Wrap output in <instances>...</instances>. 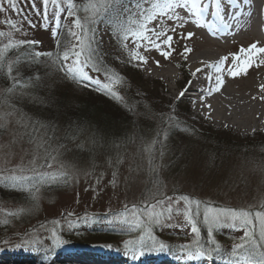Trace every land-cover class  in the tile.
Returning <instances> with one entry per match:
<instances>
[{
  "label": "rangeland",
  "instance_id": "374dc122",
  "mask_svg": "<svg viewBox=\"0 0 264 264\" xmlns=\"http://www.w3.org/2000/svg\"><path fill=\"white\" fill-rule=\"evenodd\" d=\"M150 3L151 0H145L142 5L148 6ZM87 4L88 0L84 7ZM20 6L28 13L35 27H30L25 21L20 31L11 29L4 21L10 18L16 20L19 26L22 18L8 10L0 11V31L11 32L14 40L39 41V44L30 46L31 50L50 52L53 56L36 57L38 62L34 64L35 67L29 64V59L26 60L29 66L35 68L36 76L40 79L43 93L40 86L33 83V87H38V95L34 94L30 84L19 85L25 69L15 66L18 55L13 51L21 53L26 45L10 50L6 56V61L13 62V73L8 76L5 70H0V116L9 112L12 115L7 117V127L0 129V169L22 168L26 170L23 174L34 175V172L27 171L34 168L36 172H66L68 176L58 182L38 184V192L35 189L30 192L0 185V209H3L0 211V252H20L25 248L17 249L14 245L31 239L41 242L38 251L32 253L49 259L66 250H69L64 254L67 259H75L76 253L73 252L79 250H83L84 254L109 251L130 258L131 254L125 252L124 242L137 240L144 234L146 227L124 223L117 217L125 204L142 205L163 199V207L172 205L173 218L163 227L154 226L153 232L171 246L172 257L179 260L184 255L175 252L177 246L189 244L196 238L185 218L187 206L185 201L179 199L181 196L202 202L201 215L198 216L200 222L197 224L203 244L209 240L208 227L203 223L202 216L206 206L264 211V123L256 130L254 127L247 130L235 128L231 121L218 125L214 114L206 115L204 111H198L197 98L184 91L186 87L191 90L194 81L201 79L209 70V67H205L200 72L193 71L189 65L191 57L202 52L211 53L213 58L217 55L220 59L227 56V67L232 62V54L239 53L241 47L247 49L254 43L261 47L258 43L264 40L258 34L233 37L234 40L218 44V39L205 37L200 27L189 23L177 31L185 35L191 31L195 35L190 40L174 35L175 52L170 58L165 59L156 49L145 52L141 48V54L148 56L147 64H142L131 60V53L137 51L132 38L128 41L116 39L106 22H101L96 31L98 47L95 57L101 70L96 71L90 63L85 71L101 83L109 82L110 77H122L114 85V91L121 97L118 99L106 90H98L99 85L81 81L61 71L65 63L71 66L74 58L63 62L55 54L59 51L62 55L65 46L76 43L68 29L77 31L72 23L75 17L67 15L66 0L60 22L68 28L55 27L51 8L49 23L45 27L42 16L31 11L30 3L20 0ZM4 7L7 8L6 0ZM37 7L43 11L40 0H37ZM83 9L82 17L88 15ZM166 23L171 25L173 22ZM153 26L159 28L158 21L150 25ZM54 31L56 36L53 35ZM7 41L8 37H0V44ZM185 45L193 49L187 54L186 60L180 55ZM259 58H264V54H260ZM156 61H159V65ZM168 71H173L178 78H168L164 75ZM223 79L226 92L243 97L264 94L259 89V85L264 84V65L259 68L253 65L247 75L236 77L225 72ZM9 89L12 91L9 92ZM181 91H184L182 97ZM257 97L249 99L250 103L260 104ZM59 98L66 101L63 108L68 110L77 107L85 98L91 102L107 101L109 98L107 102H111V106H108L112 114L105 120L111 121L113 126L123 127L125 136L119 137L118 132L105 126L106 131L102 132L101 126L96 127L100 120L94 112L83 120L70 118L67 123L64 115L59 117V112L51 109ZM125 120L129 122L124 123ZM3 122L0 120V123ZM76 122L82 123V126L76 128ZM207 134L211 136L207 138ZM226 139L234 142L235 146H230ZM46 161L52 163L51 168L45 166ZM33 195L37 197L35 201L32 200ZM177 200L179 203H176ZM192 208L195 211V204ZM21 209L31 211L22 212ZM9 212L18 215L9 216ZM67 213H73L74 216L69 217ZM84 218H88L87 222ZM54 221H60V224ZM70 222L74 227H69ZM248 228L240 222H236L235 226L223 224L214 229L226 231L223 235L227 238L218 237L214 231L213 236L222 252H229L245 238ZM54 229L64 241L61 246H55L52 235ZM108 232L114 234V242L103 238L78 246L74 243L75 238L67 236L72 233L84 234L89 238L94 235L105 237L109 235ZM167 233L175 236L170 237ZM145 252L169 255L167 250ZM227 252L221 255L224 259H227ZM71 253L73 258L70 257ZM148 253L140 258L146 257ZM0 256L3 254L0 253Z\"/></svg>",
  "mask_w": 264,
  "mask_h": 264
},
{
  "label": "snow or ice",
  "instance_id": "6c2138e0",
  "mask_svg": "<svg viewBox=\"0 0 264 264\" xmlns=\"http://www.w3.org/2000/svg\"><path fill=\"white\" fill-rule=\"evenodd\" d=\"M25 3H30L31 11L37 15L42 16L43 24L47 27L49 23V11L51 8L52 16L55 21V27L61 28L60 15L65 12L63 6L65 0H40L43 11L37 7V0H24ZM252 0H243L244 5H250ZM7 8L4 7L5 0H0V11L11 10L14 13L21 16V21L18 22L13 19H7L4 21L11 29L20 31L23 23L26 21L30 27H35L32 21L28 18V13L20 6V0H6ZM68 6L67 15L69 17H75L73 20V27L77 31H73L69 28L68 31L72 37L75 38L76 43L70 47L65 46V50L62 55L58 51L55 56L57 59L63 62H68L70 57L72 59V65L68 66L67 63L61 68V71H66L73 78L81 81H90L96 85H99L98 90H106L116 98H121L118 92L114 91V85L119 83L122 77L115 76L110 77L109 82L101 83L99 79H93L89 76L85 68L91 66L96 71L101 70V66L98 61L95 60L96 50L98 44L96 43V31L97 25L101 22H107L112 26L116 32L122 34L123 41H128L131 37L135 43L137 51L131 53V60L139 61L142 64H147L148 56L141 54L139 49L143 48L145 52L151 49H156L165 58H170L175 52L173 47L174 35L178 38L190 40L195 33L187 32L186 35L183 32H178L177 29H183L189 23L194 24L197 27H205L212 32L220 31L221 29H228L231 25L227 22L225 15L226 7L233 5L238 6V0H227L225 4L224 0H151L148 6L137 4L135 10L132 9H120L121 0H88V4L84 7V12L88 13L87 16L80 17L76 14L77 4L75 0H66ZM183 10V11H180ZM210 17H214L218 23H213ZM233 20L239 21L236 15H233ZM158 21L159 28L153 26L152 23ZM166 21H172L171 25H167ZM171 32L172 34H169ZM53 35L57 33L54 31ZM0 37H8L7 43L0 44V70H5L8 76H12L13 62L6 61L8 52L12 49L18 48L23 45H36L39 41L36 40H14L12 39L11 32L0 31ZM127 47V44L124 45ZM193 49L185 45L183 52L180 53L187 59V54L191 53ZM260 54H264V47H257L254 43L247 49L241 47L239 53L232 54V62L225 67L228 62V57H222L216 64H209L208 67L214 69L217 75L215 76V86H211L213 80L212 76H208L207 79L210 82L206 94L211 96L214 92L221 90L224 84L223 74L227 72L230 76L236 77L240 75H247L248 69L253 67L259 68L264 65V58H259ZM34 57H40L43 55L53 56V53H42L36 51L33 53ZM159 65V61H156ZM107 71V69H105ZM201 69H196V72H200ZM195 76V73H193ZM17 83H19L17 81ZM191 81L189 82V86ZM264 90V85L261 86ZM9 92L12 89L8 90ZM187 91V88L184 90ZM184 91L180 92V96H184ZM204 91V89H201ZM203 98V97H202ZM210 107V105H209ZM12 113H5L0 116V120L4 121L0 123V129L7 127V117ZM42 147V145H38ZM55 159V157H53ZM35 163V161H33ZM46 167L51 168L52 163L47 162ZM26 170L22 168L4 170L0 169V185H5L13 189H26L32 191L35 189L37 192L39 189L36 187L38 184L44 182H58L62 178L67 177L68 173H45L36 172L34 168L27 171L34 172V175L23 174ZM66 183L67 180H64ZM99 182V181H98ZM36 196H32V200L35 201ZM171 200V197H168ZM180 200L185 201L186 210L184 212L185 218L191 225V232L195 234V239L189 244H180L175 250L176 253L184 255L189 260L205 259L212 260L214 255L221 256L222 249L216 242L213 236V229L223 224H232L235 226L236 222H240L249 226L246 232L245 238L234 245V247L227 252L226 264H264V211L251 212L245 209H232V208H217L206 206L202 216L203 223L208 227L209 240L207 244L200 242L201 230L198 227L196 217L201 215L199 200H191L187 196H181ZM179 203V200L176 201ZM165 201L163 199L156 200L155 202H149L147 204L137 205L125 204L123 211L120 213L118 219H121L124 223L134 224L136 226H145L146 231L137 240H128L124 242V249L126 254L130 253L134 259H138L145 254V251H169L173 252L170 245L160 240L154 235V226L163 227V225L172 220L173 207L169 204L167 207H163ZM195 204V211L192 205ZM161 206V207H158ZM35 207V204H33ZM3 211V209H0ZM20 211H31V209H21ZM179 213V209L177 210ZM9 216H16L18 213L9 212ZM67 216H74L73 213H67ZM87 222L88 218H84ZM255 221V223H254ZM7 223V222H6ZM59 225L60 221H54ZM69 227H74L72 222L69 223ZM55 238V246H61L64 241L56 230L52 232ZM5 244L8 241H4ZM41 246L39 240H25L23 243L15 244L14 247L37 249ZM111 248L112 245H107Z\"/></svg>",
  "mask_w": 264,
  "mask_h": 264
},
{
  "label": "bare ground",
  "instance_id": "6f19581e",
  "mask_svg": "<svg viewBox=\"0 0 264 264\" xmlns=\"http://www.w3.org/2000/svg\"><path fill=\"white\" fill-rule=\"evenodd\" d=\"M224 2L227 4V0H224ZM259 8L260 11L258 12L257 9L259 10ZM225 15L231 27L212 32L216 34L215 38L218 39V44L225 41L222 36H229L228 38H243L258 34L260 38L264 40V0H252L250 5H244L243 0H239L238 6L233 5L231 7H226ZM233 15H236L242 23L233 20ZM210 19H212L213 23H218L214 17H210ZM200 29L203 31L202 27H200ZM258 45L264 47V42L261 41ZM219 57L220 56L217 55V57L213 58L211 53L202 52L199 55L191 57L189 65L193 71H196L198 68L203 69L208 67L207 65L209 64H216L219 62ZM164 75L174 80L178 78L173 71L165 72ZM216 75L217 73H215L214 69L209 67L206 74H203L201 79H197L192 84L190 94L193 95L194 98H197V102H199L198 111H204L206 115L214 114V118L218 125L231 121L232 126H235V128L239 127L240 129L247 130L254 127V130L258 129V127L264 123V94L259 97L255 94L251 96L247 95L246 97L237 96L233 92L229 93L225 91L224 82L220 91L214 92L211 96H208L206 91L210 86V82L207 77H213L211 86L214 87ZM261 86L260 84L259 89H261ZM201 89H204V91H201ZM255 97L260 99V104L250 103L249 99ZM240 105H244V107L242 108ZM215 113H219V115L217 116ZM67 251L69 250L57 253L52 259L40 255L36 258L31 256L27 257L23 256L21 252L5 251L2 253L3 256H0V263L5 261L4 264H213L211 260H205L203 258L179 262V260H175L170 255H162L156 259L145 258L144 260L137 261L133 257H121L112 254V252L102 250L95 251L93 254L86 253V257L83 258L67 259L64 257ZM71 258H73V256H71ZM216 264H225V262L220 261V263Z\"/></svg>",
  "mask_w": 264,
  "mask_h": 264
},
{
  "label": "trees",
  "instance_id": "16d2710c",
  "mask_svg": "<svg viewBox=\"0 0 264 264\" xmlns=\"http://www.w3.org/2000/svg\"><path fill=\"white\" fill-rule=\"evenodd\" d=\"M86 1L87 0H75V2L77 4V9H78V10H76V14L78 16H80V17H82L81 13H82V9H83ZM143 1L145 2V0H121L120 9L121 10H124V9L127 8V9L134 10L136 8V5L137 4L142 5ZM106 24H107V22H106ZM61 25L64 26V27H66V28H68L64 24H61ZM107 26L110 28L111 32H114L115 33L116 39L122 38V34L116 32V30L112 26H110L109 24H107ZM30 46L31 45H26L24 47L25 49L22 50L21 53H18V52H14L13 51V53H16V55H18V56H16V59H15L16 60L15 63H17L15 66L16 67L17 66H19V67L21 66V67H23L25 69V71H24L25 75H24L23 78H21L19 85L22 86V84H24V83L30 84L32 86V91L33 90L35 91L34 94L35 95H38V94H40L39 92H37L38 87H33V83L36 82L37 83V86L38 85L40 86V84H41L40 83V79L36 76V70H35V68L29 66V64H32L34 66V64L37 63L38 60H37L36 57H34V55H33L34 52L31 50V47ZM102 54H103V52H102ZM27 59H29L31 61L29 64L26 63V60ZM41 87H42V85L39 88L41 89ZM41 90H42L41 93H43V89H41ZM106 100L107 101L108 100L110 101L109 98H107ZM56 101L57 102L53 104V107H51V109L58 111L59 112V115H60L59 117H62L64 115L65 116V119L67 120V123L69 122V119L70 118L76 117V118H73V119H76V120L82 119L83 120V118H85L86 115L88 116L92 112H94V113H96V114L99 115L98 117H99V120H100V123H98L96 127L101 126V128H102L101 131L102 132H105L106 129H107V127H109L113 131L118 132L119 133V137L120 136H123L124 137L125 134H126L125 130L123 132V129L124 128L121 127L120 125L113 126L112 123H111V121H106V120L109 119L107 117H109V115L111 116V114H112V113L109 112V111H111L110 110L111 108L109 107V106H111V102L110 103L107 102V101H101V102H99V101H96V100L94 102H91L92 100L89 101V98L88 99L85 98V99L81 100L77 104V107L75 106L72 110H68V109H64L63 108V104H64V102H66L65 100H63L62 98H59V100H56ZM118 111H120V109L116 111V114H118L117 113ZM113 113H115V112H113ZM105 118H107V119L105 120ZM110 119H112V118L110 117ZM101 120H103V121H101ZM127 122H129V120H125L124 123H127ZM76 123H77L76 128H80L82 126V123H80V124L78 122H76ZM120 124H121V122H120ZM104 126L106 127V129H104ZM72 127H75V126H72ZM119 129H120V131H119ZM205 136L208 138L211 135H208L207 134ZM226 140L228 141L229 139H226ZM228 142H229V145L230 146H233V145L235 146V143L232 142L231 140L228 141ZM236 144H237V146L238 145H241V144H238V143H236ZM16 195H18V194H16ZM196 220L198 222L199 221V218L197 217ZM94 231H92V232H94ZM213 231L215 232V234L218 237L220 236V237H222L224 239L227 238L226 236L223 235L224 233H227L226 231H223V230H220V229H213ZM108 234L109 235H105V237H103L101 235H94L93 238L91 237L92 239H95V240H92L91 238H89L88 236H86L84 234H74V235H72V233H70V235H67V236L75 238L76 241L74 243H77L79 245H83V244H87V243H90L91 244V243H94L92 241L102 240L103 238H105L106 240H111V241L114 242L115 241L114 234H112L111 232H108ZM168 234H169L170 237H174L175 236L173 233H167V235ZM225 235H227V234H225ZM68 242H70V241H68ZM226 252L227 251H223L222 253H226Z\"/></svg>",
  "mask_w": 264,
  "mask_h": 264
}]
</instances>
